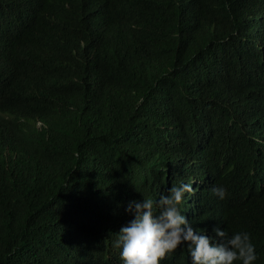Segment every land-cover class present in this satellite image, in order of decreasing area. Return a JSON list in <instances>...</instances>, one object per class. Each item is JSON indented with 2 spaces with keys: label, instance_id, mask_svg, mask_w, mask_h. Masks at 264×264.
Returning a JSON list of instances; mask_svg holds the SVG:
<instances>
[{
  "label": "trees",
  "instance_id": "16d2710c",
  "mask_svg": "<svg viewBox=\"0 0 264 264\" xmlns=\"http://www.w3.org/2000/svg\"><path fill=\"white\" fill-rule=\"evenodd\" d=\"M262 153L264 0H0V264H123L128 201L194 174L264 264Z\"/></svg>",
  "mask_w": 264,
  "mask_h": 264
},
{
  "label": "clouds",
  "instance_id": "9594fccd",
  "mask_svg": "<svg viewBox=\"0 0 264 264\" xmlns=\"http://www.w3.org/2000/svg\"><path fill=\"white\" fill-rule=\"evenodd\" d=\"M258 162L264 168V153ZM208 187L209 179L194 174L191 181L171 186L158 199L142 197L128 201L125 212L130 219L120 227L113 243L120 250L123 264H163L165 258L184 247L191 264H256L258 254L250 233H229L220 226L197 230L184 214L186 194H192L190 200L195 203L199 198L196 192ZM211 191L220 200L228 196L222 185Z\"/></svg>",
  "mask_w": 264,
  "mask_h": 264
}]
</instances>
